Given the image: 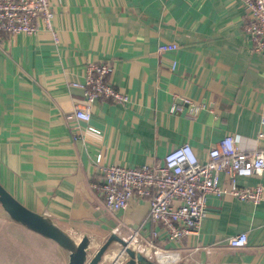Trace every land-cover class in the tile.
Returning a JSON list of instances; mask_svg holds the SVG:
<instances>
[{
    "label": "crops",
    "instance_id": "1",
    "mask_svg": "<svg viewBox=\"0 0 264 264\" xmlns=\"http://www.w3.org/2000/svg\"><path fill=\"white\" fill-rule=\"evenodd\" d=\"M53 9L57 41L42 24L34 35L0 32L2 186L74 239L89 238L91 254L135 230L139 246L178 251L171 264H264V202L208 195L199 232L178 245L148 220V200L113 213L93 187L104 166L162 163L183 144L203 161L227 135L264 150V53L245 29L243 0H54ZM164 43L178 49L160 54ZM100 62L111 63L109 82L130 99L97 100L84 122L75 110L85 102L86 67ZM191 104L200 107L195 116ZM238 183L264 187V174ZM15 223L10 235L44 246L33 259L20 252L18 264H69L66 249ZM241 233L247 246L231 247ZM123 248L113 241L99 264H116ZM128 261L125 252L119 264Z\"/></svg>",
    "mask_w": 264,
    "mask_h": 264
},
{
    "label": "built area",
    "instance_id": "2",
    "mask_svg": "<svg viewBox=\"0 0 264 264\" xmlns=\"http://www.w3.org/2000/svg\"><path fill=\"white\" fill-rule=\"evenodd\" d=\"M54 0H0V32L9 36L34 35L42 24L53 31ZM247 13L246 31L250 34L253 49L264 53V0H243ZM178 49L175 43H164L158 53L169 54ZM176 64L172 65L175 68ZM112 66L110 62L91 63L86 67L84 81L85 102L75 110L77 119L89 122L92 105L100 99L126 103L129 97L109 82ZM200 110L190 105V115ZM242 138L227 135L208 152L207 160H200L190 144L171 150L162 163L142 167L104 166L101 178L93 187L98 191L110 212H125L132 200H148V220L162 225L169 242L180 244L184 237L197 234L207 216V196H231L254 205L264 202V187L242 186L239 178L264 174V150H246L241 147ZM100 159L98 158V161ZM228 185L222 183L221 176ZM139 231L126 238V246L118 257L122 259L126 249L144 251V255L157 263L171 264L179 258L178 251L151 250L144 244L139 246ZM233 248L248 244V236L241 233L229 239ZM138 252V251H137ZM141 253V252H140ZM119 260V261H120ZM116 261V264H119Z\"/></svg>",
    "mask_w": 264,
    "mask_h": 264
},
{
    "label": "water",
    "instance_id": "3",
    "mask_svg": "<svg viewBox=\"0 0 264 264\" xmlns=\"http://www.w3.org/2000/svg\"><path fill=\"white\" fill-rule=\"evenodd\" d=\"M0 205L14 221L53 240L66 249L69 252V264H99L113 241H119L123 247L126 246L123 239L111 236L98 251L91 254V241L89 238L84 237L79 241L74 239L69 233L56 226L51 219L28 209L20 203L1 183ZM126 253L129 256L127 264H156L147 260L141 254H136L130 248L126 249Z\"/></svg>",
    "mask_w": 264,
    "mask_h": 264
},
{
    "label": "rangeland",
    "instance_id": "4",
    "mask_svg": "<svg viewBox=\"0 0 264 264\" xmlns=\"http://www.w3.org/2000/svg\"><path fill=\"white\" fill-rule=\"evenodd\" d=\"M0 212H4L3 216H5L4 214L7 215L1 205ZM1 217L2 215H0V264H18L16 258L20 252H28L29 259H33L32 254L34 252H37L41 255L42 248H44L43 245L40 243L35 244L31 239H18L17 232L14 233L13 237L10 235L7 226L10 225L11 227H16L17 223H15V221L9 216L8 218L10 219V222L5 224V221L2 220ZM26 229L29 230L28 228Z\"/></svg>",
    "mask_w": 264,
    "mask_h": 264
}]
</instances>
